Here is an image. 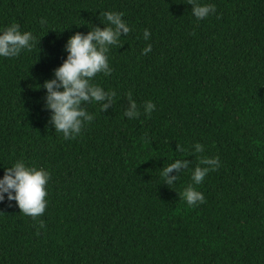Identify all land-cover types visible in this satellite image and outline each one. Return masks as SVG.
I'll use <instances>...</instances> for the list:
<instances>
[{"label":"trees","instance_id":"16d2710c","mask_svg":"<svg viewBox=\"0 0 264 264\" xmlns=\"http://www.w3.org/2000/svg\"><path fill=\"white\" fill-rule=\"evenodd\" d=\"M199 2L216 13L197 20L189 0H0V30L18 23L36 38L0 57V178L18 160L50 172L42 216L0 203V264H264V0ZM109 11L132 30L93 82L116 97L106 112L81 105L94 120L66 140L42 86L68 38L108 26ZM209 157L220 167L194 185ZM175 160L189 167L167 185ZM189 185L203 204L187 205Z\"/></svg>","mask_w":264,"mask_h":264},{"label":"clouds","instance_id":"9594fccd","mask_svg":"<svg viewBox=\"0 0 264 264\" xmlns=\"http://www.w3.org/2000/svg\"><path fill=\"white\" fill-rule=\"evenodd\" d=\"M192 15L197 20H202L210 14L216 13L214 4H201L199 0H189ZM108 26L103 29L91 27L86 34L77 32L68 38L64 46L66 58L62 64L54 69L53 78L46 80L43 88L46 92L44 97V109L50 112L49 123L55 132L62 133L64 139H75L82 133L86 124L94 120V115L89 113L85 106L99 104L100 111L106 112L112 107L115 91H105L101 86L94 83V78L99 73L105 76L111 74L109 56L111 46H119L121 37L127 36L132 30L123 19L124 13L105 12ZM41 23H46L41 20ZM151 32L144 29L143 39L149 40ZM36 38L31 31L20 30L18 23L0 30V57L11 58L21 54L22 51H31L35 46ZM152 51L151 44L142 49V55ZM155 103L147 101L144 110L147 115L155 110ZM124 115L134 119L139 115L137 104L128 94V107ZM194 149L197 153L204 152V146L196 143ZM205 167L197 166L192 171L194 185L203 182L210 171L220 167L218 157H209L201 160ZM189 167L187 160H175L162 170L164 183L172 185L178 179V173ZM173 172L176 175H170ZM50 180V172L43 168L28 166L23 160L16 161L12 166L4 169V175L0 178V203L14 201L20 213L34 220L44 214L47 200L46 186ZM183 199L190 207L198 206L205 202L204 194L189 185L182 193ZM40 227L44 222L40 221Z\"/></svg>","mask_w":264,"mask_h":264}]
</instances>
